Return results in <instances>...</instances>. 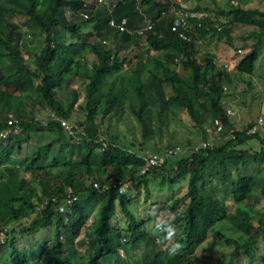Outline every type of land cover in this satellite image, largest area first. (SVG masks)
<instances>
[{
    "label": "trees",
    "instance_id": "16d2710c",
    "mask_svg": "<svg viewBox=\"0 0 264 264\" xmlns=\"http://www.w3.org/2000/svg\"><path fill=\"white\" fill-rule=\"evenodd\" d=\"M189 2L180 5L198 19L187 42L171 31L175 0H116L109 9L0 0V133L8 132L0 138V264H201L196 249L215 231L230 247L215 264H264V212L255 210L264 198V136L259 128L248 135L255 123L238 128L223 108L226 92L264 56V10L229 3L217 9L219 22ZM109 21H125V31ZM236 25L252 28L238 49L229 35ZM214 38L240 51L232 71L210 52L197 57ZM186 118L201 143L218 139L194 152L188 138L184 156L141 173L147 158L177 146L170 141ZM214 119L223 131L208 134ZM213 178L221 198L206 190ZM149 181L187 184L182 197L162 201L161 220L141 218L119 191L127 182L132 193L151 195ZM135 245L139 259L124 260Z\"/></svg>",
    "mask_w": 264,
    "mask_h": 264
},
{
    "label": "rangeland",
    "instance_id": "374dc122",
    "mask_svg": "<svg viewBox=\"0 0 264 264\" xmlns=\"http://www.w3.org/2000/svg\"><path fill=\"white\" fill-rule=\"evenodd\" d=\"M91 5H96V0H86ZM112 1V0H106ZM229 3H234V5H239L244 8H252L258 10H264V0H190L189 6L190 8L195 7L196 5L201 8L203 15H207L210 17L211 20H216L219 22L224 21L223 16L217 14L218 8H224ZM13 20V19H12ZM19 25L22 24L23 21L21 20H13ZM252 28L247 26L236 25L229 28V35L233 46L236 49L241 48L242 38H246L249 34V31ZM27 38H29L30 46H34L36 43V34L34 32H29L26 34ZM245 42L251 43L250 40H246ZM204 44H200V51L198 54V58H202L203 53L210 52L217 62L218 67L224 68V65H227L228 68L225 69L227 71H232L234 64L237 60V55L240 54L237 51L229 48L226 46L224 40L217 41V39H212L210 41L204 42ZM138 51V52H137ZM137 51H132L130 57L132 61H136V56L140 52H145L146 48H141V50L137 49ZM151 53V52H150ZM262 65H258V64ZM264 56L261 58L259 57L258 61L255 64V71L252 77H245L243 81L236 80L234 86L231 90L226 92L225 98L223 100V108H230L235 112V116H233V121L235 125L239 128L242 124H248L250 122H255L258 117L261 115L264 116ZM248 80V81H247ZM248 82L251 83V89L247 90ZM241 103H243L241 105ZM79 116V115H77ZM81 117V115L79 116ZM186 127L185 128H177V140L170 141L171 143L179 146L181 148V153L179 156H184V151L186 148V140L188 138L192 139L194 146L201 144L198 141V137H194L191 135V126L192 123L186 118L183 119ZM262 135L264 136V130H262ZM218 139L217 135H213L208 137V142L210 145L213 144L214 141ZM253 148H258V143L254 140L249 142ZM264 168V167H263ZM230 178H234L232 174ZM149 186L152 188L153 192L151 195H147L144 193L143 190L139 192L132 193L131 190H126L123 192L126 196L132 198L133 204L131 207L133 210L141 217L146 218L148 215H153L156 213V221L157 219L161 220L163 218L164 213L160 211L162 207V201H172L176 198L182 197L186 193L187 184L186 182L174 185L173 187L169 186L165 181L164 183L149 181ZM158 186L160 188L158 189ZM222 187V184L217 181V179L212 180V183L206 186V190L213 194L214 197L221 198L224 190H221V193H218L217 187ZM149 200V201H148ZM184 204H181L180 208L183 207ZM161 206V207H160ZM232 205H230L231 208ZM256 212H264V198H260L259 204L255 207ZM117 215L120 216L119 212ZM139 217V218H140ZM119 226H124V223L119 219L117 221ZM150 225L154 224V220H151L149 223ZM45 236V234H43ZM41 237V236H40ZM222 237L218 231L214 233L211 232L208 235V239L196 249L197 261L201 264H215L216 260L221 261L223 256L230 252V247L226 246L222 242ZM30 244V241L25 240H17L18 246H25ZM258 246L263 250H260L261 253H264V239L259 240ZM142 245L134 247L128 254L129 256L125 255L124 253L121 257L127 261H135L136 257L139 259V254L141 252ZM81 253L83 250H80ZM239 264H247V261L244 258L238 259Z\"/></svg>",
    "mask_w": 264,
    "mask_h": 264
},
{
    "label": "built area",
    "instance_id": "2783aa9c",
    "mask_svg": "<svg viewBox=\"0 0 264 264\" xmlns=\"http://www.w3.org/2000/svg\"><path fill=\"white\" fill-rule=\"evenodd\" d=\"M183 0H175V3L177 4V9L175 10V18L173 22V27L171 28L172 32H175L178 34V36L184 40L189 42L190 37L188 35L192 34L193 26L191 19L197 18L198 14L195 13H189L187 10L183 9L180 4H182ZM180 6V7H179ZM109 25L111 27H116L119 32L125 31V21H122L119 26L115 25L112 21L109 22ZM200 27V25H197ZM151 25L150 22L147 21L146 25L138 30V34H142L146 30L150 29ZM197 44H200V41H196ZM240 52V51H238ZM225 112L228 116H235V112L230 109L226 108ZM14 124L15 120L10 118L7 122L8 125ZM255 125L247 130L248 135H253L257 131V129L264 130V116L258 117V119L254 122ZM69 128V127H68ZM223 131V125L222 122L219 119H214L212 123L206 128V132L208 134H218ZM16 132V130H14ZM8 132L0 133V138L5 139ZM209 146L208 141L202 142L201 145L194 146L193 151H198L199 148H207ZM181 153V148L179 146H175L169 150L163 151L161 154H153L149 158H147L144 168L141 170V173H145L148 169L154 168V167H161L164 164H166L167 160L169 158H174ZM118 184H114L113 188H117ZM129 188V184L127 182H122L119 186V191L124 192ZM75 198H69L67 200V203L70 204L73 202Z\"/></svg>",
    "mask_w": 264,
    "mask_h": 264
},
{
    "label": "clouds",
    "instance_id": "9594fccd",
    "mask_svg": "<svg viewBox=\"0 0 264 264\" xmlns=\"http://www.w3.org/2000/svg\"><path fill=\"white\" fill-rule=\"evenodd\" d=\"M115 1H116V0H112V1L96 0V6H98V8H106V9H109L110 6H111V4H113ZM83 8H85V10H87V6H86V4H83ZM82 15H83L84 18H87V14H86L85 12L82 13ZM109 22H110V21H109ZM121 22H122V21H121ZM121 22H120V23H121ZM118 32H119V31H118ZM174 232H175V228L169 225V226L167 227V236H168V237H171V236L174 234ZM179 247H180V245L177 244V245L175 246V248L173 249V251H175L176 248H179Z\"/></svg>",
    "mask_w": 264,
    "mask_h": 264
}]
</instances>
